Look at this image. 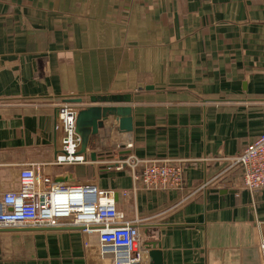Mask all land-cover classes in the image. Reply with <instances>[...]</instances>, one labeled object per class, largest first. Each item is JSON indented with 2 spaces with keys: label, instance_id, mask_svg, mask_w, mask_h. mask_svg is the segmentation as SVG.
Returning <instances> with one entry per match:
<instances>
[{
  "label": "crops",
  "instance_id": "0c3cea01",
  "mask_svg": "<svg viewBox=\"0 0 264 264\" xmlns=\"http://www.w3.org/2000/svg\"><path fill=\"white\" fill-rule=\"evenodd\" d=\"M119 94L97 106L131 107L133 132L111 118L97 161L55 164L64 99ZM262 134L264 0H0V197L32 167L112 191L162 264H264V190L232 161ZM122 160L180 162L184 187L146 189ZM0 264H101L98 237L2 229Z\"/></svg>",
  "mask_w": 264,
  "mask_h": 264
},
{
  "label": "built area",
  "instance_id": "2783aa9c",
  "mask_svg": "<svg viewBox=\"0 0 264 264\" xmlns=\"http://www.w3.org/2000/svg\"><path fill=\"white\" fill-rule=\"evenodd\" d=\"M58 114L57 129L62 137L55 164L85 163V156L80 154L82 138L76 130L77 106L62 103ZM232 161L242 170L246 189L264 190V134ZM125 165L131 168L135 183L146 189L178 191L184 187V170L180 162L133 160L129 163L122 160L118 169ZM19 180V189L0 197V230L79 228L88 236L97 235L101 264H148L150 249L142 237V221L138 218L127 221L119 212L112 191L92 183H60L50 176L38 174L32 167L23 169Z\"/></svg>",
  "mask_w": 264,
  "mask_h": 264
},
{
  "label": "water",
  "instance_id": "95a60500",
  "mask_svg": "<svg viewBox=\"0 0 264 264\" xmlns=\"http://www.w3.org/2000/svg\"><path fill=\"white\" fill-rule=\"evenodd\" d=\"M145 89L143 84L137 88L138 91ZM89 101L92 104L90 107H85L84 98H67L63 103L73 104L77 106V121L76 130L78 135L82 138L80 154L89 155L92 161H97L98 155L96 153H89L88 148L90 144V137L96 136L99 130L105 127L106 122L111 118L118 130L121 133L133 132V110L129 106H107L101 107V104H131L133 102L132 94H119V95H98L90 96ZM48 229V228H47ZM50 229V228H49ZM40 230V229H37ZM45 230V229H41ZM149 247V257L152 264H162V253L157 249L156 243H146Z\"/></svg>",
  "mask_w": 264,
  "mask_h": 264
}]
</instances>
